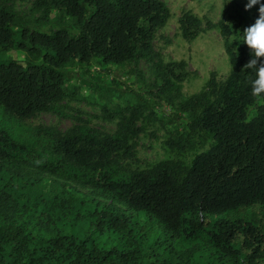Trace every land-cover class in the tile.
Returning <instances> with one entry per match:
<instances>
[{
    "label": "trees",
    "instance_id": "16d2710c",
    "mask_svg": "<svg viewBox=\"0 0 264 264\" xmlns=\"http://www.w3.org/2000/svg\"><path fill=\"white\" fill-rule=\"evenodd\" d=\"M7 2L0 0V264H264V99L251 94L255 75L245 68L252 57L242 39L259 14L246 15L232 47L235 28L225 17L213 24L182 13L180 37L193 42L218 30L232 67L224 82L212 73L179 104L183 128L166 142L183 154L207 150L188 165L167 160L129 171L122 163L136 158L144 132L142 96L126 100L128 116L110 135L84 124L61 136L22 122L60 115L72 67L93 60L134 71L151 63L158 92L174 104L189 77L186 63H165L152 43L169 8L159 0H36L43 15L32 22ZM51 10L59 14L54 24Z\"/></svg>",
    "mask_w": 264,
    "mask_h": 264
},
{
    "label": "rangeland",
    "instance_id": "374dc122",
    "mask_svg": "<svg viewBox=\"0 0 264 264\" xmlns=\"http://www.w3.org/2000/svg\"><path fill=\"white\" fill-rule=\"evenodd\" d=\"M159 1L166 4L172 16L167 25L155 34L152 42L154 51L165 63L184 61L186 71L189 73L181 95L174 104H170L168 97L158 92L151 63L140 61L137 64L135 71L142 76L138 79L130 65L104 66L101 61L93 60L89 67H72L73 78L68 83L66 98L59 104L60 115L42 113L22 123L31 128L46 127L59 132L61 136L84 124L103 136L110 135L117 130L121 116H128V112L124 109L126 100L135 103V96L138 95L145 99L144 117L138 123L144 128V132L137 141L136 158L123 162L124 170H142L167 160H179L188 165L196 154L206 151L205 146L183 154L169 149L166 142L174 138L172 133L175 128L180 130L183 128V124L177 118L186 119V116L178 112L179 104L191 95L201 92L212 73L215 74L217 83L224 82L232 67L226 54V42L218 30L204 32L195 41L186 42L179 35V18L182 13L191 12L203 21L209 20L215 24L225 17L235 28V34L229 45L236 47L240 43L238 26L244 24L246 15L259 14V5L246 11L245 5L248 0ZM35 2L36 0H8L6 6L19 17H26L33 22L43 15L41 10L34 9ZM58 15L57 11H50L49 19L52 24ZM45 28L47 27L43 26L41 29L45 30ZM15 56L18 60L24 59V54L21 52L16 53ZM113 83L119 84L118 88ZM109 88L124 91L126 94L132 91L133 94L126 95L122 99L115 96L107 98L105 92ZM255 111V107L249 109L250 118L255 115ZM21 173L48 178L28 168L22 169ZM73 187L86 196L109 203L91 189L75 185ZM114 205L125 209L121 205Z\"/></svg>",
    "mask_w": 264,
    "mask_h": 264
},
{
    "label": "clouds",
    "instance_id": "9594fccd",
    "mask_svg": "<svg viewBox=\"0 0 264 264\" xmlns=\"http://www.w3.org/2000/svg\"><path fill=\"white\" fill-rule=\"evenodd\" d=\"M256 5H259V17L253 25L244 29L242 39L252 57L245 68L255 75L254 79L249 80L251 94L258 99H264V61L259 60L264 57V0H248L245 10Z\"/></svg>",
    "mask_w": 264,
    "mask_h": 264
}]
</instances>
